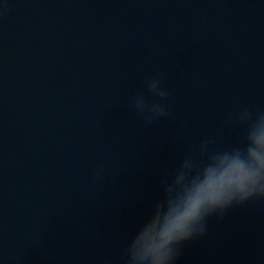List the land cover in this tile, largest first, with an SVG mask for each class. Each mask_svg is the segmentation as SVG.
Here are the masks:
<instances>
[{
	"label": "water",
	"instance_id": "water-1",
	"mask_svg": "<svg viewBox=\"0 0 264 264\" xmlns=\"http://www.w3.org/2000/svg\"><path fill=\"white\" fill-rule=\"evenodd\" d=\"M164 72L171 115L131 104ZM154 98V97H152ZM264 111V0H0V264H122L205 137ZM175 264H264V200L207 221Z\"/></svg>",
	"mask_w": 264,
	"mask_h": 264
},
{
	"label": "clouds",
	"instance_id": "clouds-1",
	"mask_svg": "<svg viewBox=\"0 0 264 264\" xmlns=\"http://www.w3.org/2000/svg\"><path fill=\"white\" fill-rule=\"evenodd\" d=\"M165 75L158 72L145 81L150 95L141 91L131 98L147 124L171 115ZM234 119L244 129L240 144L218 149L205 137L165 170L163 195L128 240L122 264H175L186 242L205 235L209 217L222 218L234 206L264 200V111L245 107Z\"/></svg>",
	"mask_w": 264,
	"mask_h": 264
}]
</instances>
